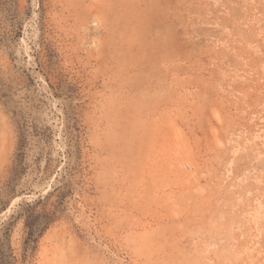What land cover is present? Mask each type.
I'll list each match as a JSON object with an SVG mask.
<instances>
[{"label": "rangeland", "instance_id": "374dc122", "mask_svg": "<svg viewBox=\"0 0 264 264\" xmlns=\"http://www.w3.org/2000/svg\"><path fill=\"white\" fill-rule=\"evenodd\" d=\"M69 104L88 175L25 251ZM2 261L264 264V0H0Z\"/></svg>", "mask_w": 264, "mask_h": 264}, {"label": "trees", "instance_id": "16d2710c", "mask_svg": "<svg viewBox=\"0 0 264 264\" xmlns=\"http://www.w3.org/2000/svg\"><path fill=\"white\" fill-rule=\"evenodd\" d=\"M15 13L16 10L11 14ZM69 98H73V96L69 95ZM75 108L76 106L69 104L68 109L64 113L62 133L65 149L59 151L58 157H53L52 151L49 149L46 152L42 151L35 159L37 163L41 162V160L45 161L44 168H41L40 165L37 168L39 172H49V176L54 177V181L51 184V188L44 195L31 201H25L26 206L23 207V211L19 215L24 216L25 226L28 229L25 251H28L32 243L37 242L50 225L54 223L58 213L62 210L61 207L66 198L73 195L78 187L83 186L88 175V166L84 160L82 125L77 117ZM18 128V153L11 170L10 182L13 179H19L26 172V167H24L23 163L26 156V146L29 144V136H39L45 142H48L49 138V144L52 137L51 126L38 128L36 125L30 126L26 121H23L18 124ZM53 161L56 162L54 167H52ZM53 197H56L51 202L53 209L47 210L48 201ZM39 206H42V209L38 210ZM1 264H5V261H2Z\"/></svg>", "mask_w": 264, "mask_h": 264}]
</instances>
